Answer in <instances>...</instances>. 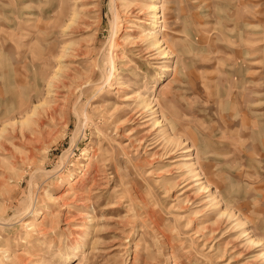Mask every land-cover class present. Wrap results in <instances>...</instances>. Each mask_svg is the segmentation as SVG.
<instances>
[{
    "label": "rangeland",
    "instance_id": "obj_1",
    "mask_svg": "<svg viewBox=\"0 0 264 264\" xmlns=\"http://www.w3.org/2000/svg\"><path fill=\"white\" fill-rule=\"evenodd\" d=\"M0 264H264V0H0Z\"/></svg>",
    "mask_w": 264,
    "mask_h": 264
},
{
    "label": "bare ground",
    "instance_id": "obj_2",
    "mask_svg": "<svg viewBox=\"0 0 264 264\" xmlns=\"http://www.w3.org/2000/svg\"><path fill=\"white\" fill-rule=\"evenodd\" d=\"M156 23V22H155ZM157 24V23H156ZM156 24H153V25H151V26H153V28H157L156 27ZM8 224V223H7ZM25 225L28 227V226H30L31 225V223L30 222H26L25 223ZM31 229V228H30Z\"/></svg>",
    "mask_w": 264,
    "mask_h": 264
}]
</instances>
